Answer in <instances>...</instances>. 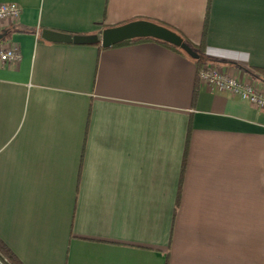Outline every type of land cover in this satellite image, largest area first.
Masks as SVG:
<instances>
[{
  "label": "crops",
  "instance_id": "obj_1",
  "mask_svg": "<svg viewBox=\"0 0 264 264\" xmlns=\"http://www.w3.org/2000/svg\"><path fill=\"white\" fill-rule=\"evenodd\" d=\"M0 239L22 264H264V108L139 41H48L135 19L264 87V0H0Z\"/></svg>",
  "mask_w": 264,
  "mask_h": 264
},
{
  "label": "built area",
  "instance_id": "obj_2",
  "mask_svg": "<svg viewBox=\"0 0 264 264\" xmlns=\"http://www.w3.org/2000/svg\"><path fill=\"white\" fill-rule=\"evenodd\" d=\"M21 8L15 2L0 3V21L16 19L20 16ZM21 59L20 51L14 46L0 44V64L16 63ZM201 85L212 91H224L245 100L258 108H264V87L247 77L230 73L218 65H203L198 71ZM0 264H10L0 254Z\"/></svg>",
  "mask_w": 264,
  "mask_h": 264
},
{
  "label": "water",
  "instance_id": "obj_3",
  "mask_svg": "<svg viewBox=\"0 0 264 264\" xmlns=\"http://www.w3.org/2000/svg\"><path fill=\"white\" fill-rule=\"evenodd\" d=\"M41 36L48 41L78 44L100 43L103 47H110L135 38L152 37L181 48L193 59L200 57L199 53L179 33L149 19H135L116 26L106 27L99 34H71L44 29ZM3 37L4 34H0V40Z\"/></svg>",
  "mask_w": 264,
  "mask_h": 264
},
{
  "label": "trees",
  "instance_id": "obj_4",
  "mask_svg": "<svg viewBox=\"0 0 264 264\" xmlns=\"http://www.w3.org/2000/svg\"><path fill=\"white\" fill-rule=\"evenodd\" d=\"M150 20V19H149ZM152 20V19H151ZM154 22H157L161 25H164L172 30H174L175 32L179 33L183 39L189 44L192 46L193 49H195L200 57L198 59H195L198 61V64H199V68H201L203 65H202V57L204 55V51H205V43H204V37H205V33H206V24H205V27H204V31H203V41L199 44V45H194L193 43H191L189 40L186 39V37L180 33L177 29L169 26V25H166L160 21H155V20H152ZM146 40H152V41H156V42H159V43H162L164 45H166L167 47H170L176 51H179L185 55H187L181 48L171 44V43H168L166 41H163V40H159V39H156V38H152V37H145V38H135V39H131V40H126V41H123V42H120V43H117L115 45H112V46H118V45H122V44H126V43H132V42H139V41H146ZM97 45H99L100 47H102V45L100 43H95ZM0 254L5 257L8 262L10 264H22L19 259L13 254V252L7 247V245L0 239Z\"/></svg>",
  "mask_w": 264,
  "mask_h": 264
}]
</instances>
